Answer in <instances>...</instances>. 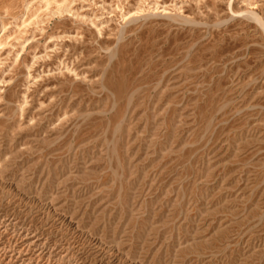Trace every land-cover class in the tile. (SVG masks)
Masks as SVG:
<instances>
[{
	"label": "rangeland",
	"instance_id": "rangeland-1",
	"mask_svg": "<svg viewBox=\"0 0 264 264\" xmlns=\"http://www.w3.org/2000/svg\"><path fill=\"white\" fill-rule=\"evenodd\" d=\"M0 264H264V0H0Z\"/></svg>",
	"mask_w": 264,
	"mask_h": 264
}]
</instances>
